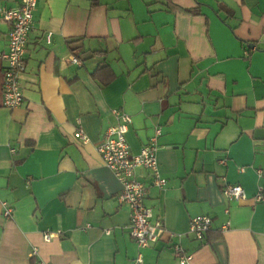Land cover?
Segmentation results:
<instances>
[{
    "label": "crops",
    "instance_id": "0c3cea01",
    "mask_svg": "<svg viewBox=\"0 0 264 264\" xmlns=\"http://www.w3.org/2000/svg\"><path fill=\"white\" fill-rule=\"evenodd\" d=\"M92 1L37 0L16 109L3 106L0 61V264H30L33 249L35 264H132L139 253L144 264H177L175 244L194 264H264V205L254 202L264 190V0H168L196 16L163 1ZM8 31L0 13V50ZM104 65L115 79L101 88L90 74ZM112 109L131 119L132 155L160 130L166 185L151 187L144 205L167 232L142 250L96 151L117 123ZM226 183L246 199L227 203ZM198 216L212 219L203 242L188 234Z\"/></svg>",
    "mask_w": 264,
    "mask_h": 264
},
{
    "label": "built area",
    "instance_id": "2783aa9c",
    "mask_svg": "<svg viewBox=\"0 0 264 264\" xmlns=\"http://www.w3.org/2000/svg\"><path fill=\"white\" fill-rule=\"evenodd\" d=\"M14 1L16 2L15 7L0 8L3 21L9 25L6 49L0 50V61L5 64L2 69L3 106L11 110L20 107L23 102L19 76L25 70V51L28 37L33 28L37 4V0ZM46 43H50L49 35L46 36ZM68 59L77 66L81 65V62L73 56ZM111 114L117 123L106 129L96 151L103 166L113 174L121 185L117 201L128 208V234L137 247L142 250L161 240L167 232L162 219L155 218L152 211L144 205V199L151 187L163 189L166 185V179L159 171L156 155L157 137L160 136V130L156 129L154 135L149 139V143L143 146L138 154L132 155L125 139L128 125L131 122L130 117L118 109H112ZM73 138L81 144H87L89 141L80 130H76ZM139 170L146 174L138 177ZM240 172H243V169H240ZM256 174L258 177L262 176L261 171H256ZM222 195L227 203H237L246 199L243 188L234 184H224ZM254 202L264 205L263 188H258ZM2 206L4 207L3 216L7 219L11 218V208L7 207L5 203H2ZM227 213L226 209L225 214ZM211 225L212 219L208 216L192 218L188 225V234L195 241L203 242ZM228 228L229 222H226L221 226V231ZM105 234L108 235L109 231H106ZM169 235L170 237L176 236L174 233H169ZM53 236V233L45 232L43 239L49 241ZM172 249L177 264H194L192 255L188 254L180 245L175 244ZM36 254V249H33L30 257L35 258ZM38 264L47 263L39 262ZM132 264H144L140 253L137 254Z\"/></svg>",
    "mask_w": 264,
    "mask_h": 264
},
{
    "label": "trees",
    "instance_id": "16d2710c",
    "mask_svg": "<svg viewBox=\"0 0 264 264\" xmlns=\"http://www.w3.org/2000/svg\"><path fill=\"white\" fill-rule=\"evenodd\" d=\"M163 1V6L169 11V12H182L187 15H192L196 16L198 15V10L196 9H180L177 6L173 5L170 1L168 0H155V2H161ZM166 1V2H165ZM97 0L92 1V5H95ZM220 8L223 9L221 6ZM227 11V10H226ZM228 12V11H227ZM99 55L104 54L103 52H99ZM90 77L98 84L99 87L103 88L107 86L109 83H111L115 79V73L113 70L107 66H97L93 72L90 74ZM165 187V186H164ZM30 264H35V259L31 258Z\"/></svg>",
    "mask_w": 264,
    "mask_h": 264
}]
</instances>
